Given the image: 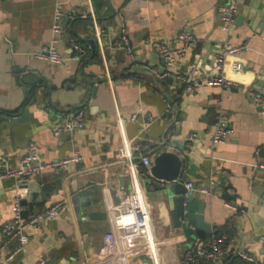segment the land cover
Returning a JSON list of instances; mask_svg holds the SVG:
<instances>
[{
  "label": "crops",
  "instance_id": "obj_1",
  "mask_svg": "<svg viewBox=\"0 0 264 264\" xmlns=\"http://www.w3.org/2000/svg\"><path fill=\"white\" fill-rule=\"evenodd\" d=\"M221 2L0 0V112L9 118L0 120V160L17 165L31 142L44 162L73 155L82 158L62 172L48 170L34 176L39 184L35 199L29 188H18L15 178H0V247L2 227L12 219L18 197L25 218L58 203L68 207L59 217L44 220L41 229L29 230V243L13 259L7 260L15 243L0 250L1 264H92L112 233L129 264H153L139 240L123 237L126 224L117 200L133 187L132 164L128 155L120 153L125 139L137 163L135 144L166 143L156 155L179 154L185 184H208L212 174L217 176L220 187L215 195L191 193L206 203L205 218L212 232L227 234L228 243L264 264V173L256 169V163L264 161V120L249 94L252 86L264 83V0H239L228 31L219 20ZM58 4L66 14L59 48L71 56L73 38L88 54L56 65L34 58L33 53L50 42ZM92 12L104 36L109 78L100 52L95 54L83 40L95 36ZM185 30L198 41L170 69L150 44ZM122 35L126 44L117 48L114 43ZM249 39L247 51L220 59L223 42L242 44ZM237 63L242 65L239 71L234 69ZM220 72L234 83L186 92L188 81L183 78L203 80ZM26 111V120L11 124ZM70 111L83 112L85 126L72 135L56 136L55 128ZM222 115L231 135L225 143L214 145V125ZM190 134L196 139L189 140ZM134 169L148 200L159 264H186L184 251L195 239L174 227L165 185L146 174L141 163ZM225 192L230 200L223 199ZM226 202L245 211L236 222H230L234 212ZM91 213L106 216L88 218ZM221 264L248 263L231 258Z\"/></svg>",
  "mask_w": 264,
  "mask_h": 264
},
{
  "label": "built area",
  "instance_id": "obj_2",
  "mask_svg": "<svg viewBox=\"0 0 264 264\" xmlns=\"http://www.w3.org/2000/svg\"><path fill=\"white\" fill-rule=\"evenodd\" d=\"M219 6V20L222 29L228 31L230 26L234 23L236 14L239 8V0H221ZM92 20L95 30V36L98 40V53L100 52L106 66L107 75L109 78V71L105 58V43L104 36L101 28L98 26L95 15L92 12ZM66 14L58 4L55 9L54 20L52 25V37L48 44L42 47L39 51L33 53V57L49 62L51 64H62L66 60H81L88 54V49L78 42L76 39H70V44L73 54L71 56L65 55L59 48L63 32H64V19ZM198 38L190 31H183L178 36L161 42H152L150 46L157 51L163 58L165 65L172 69L175 68L178 57L184 55L187 49L193 44L197 43ZM250 39L246 43L232 44L230 42H223L218 51L220 59H224L230 55H240L249 49ZM126 44V37L121 36L114 46L121 47ZM131 53V50H128ZM146 69L152 73H158V70L150 66ZM234 69L239 71L242 69L241 64H235ZM188 81L186 85V92L192 93L200 86H220L227 87L234 83L229 80L224 72L212 75L203 80L192 78H183ZM249 94L252 98L256 99L259 106V115L264 120V83L260 86H252L249 89ZM171 112V108L168 109ZM134 119V116H132ZM85 126L83 119V112L77 114L67 112L64 114L61 122L55 128L54 133L60 136L63 133L68 135L74 134L77 130ZM231 135V129L228 124L226 116H219L215 122L212 134V143L214 145L225 143ZM189 140L196 139L195 134L188 136ZM166 144L163 142L156 144H135V149L140 156V162L146 168V174L153 177L151 168L154 164L156 153L162 146ZM130 143L125 139L124 146L120 153L128 155L129 161L132 164V180L133 187L130 192L125 193L120 202H118L119 212H121V219L126 224V232L123 234L124 238H130L140 241V248L150 255L153 264H159L158 260V243L156 242L151 224V212L148 205V200L144 193L142 186H140L138 177L135 173L137 162L132 160V153L129 150ZM259 153V150L256 151ZM79 155L62 158L53 162H44L39 157L35 143L31 142L28 145L26 154L22 157L17 165H11L7 160H0V178L11 177L17 181L18 188L27 189L24 187L30 180L39 173L52 170L55 172H62L71 163H78L81 161ZM256 169L264 173V161L256 163ZM162 183L160 180H156ZM189 192H199L202 194L215 195L220 187V181L217 176L211 175L208 184H195L187 182L185 184ZM21 197L16 199L13 208V217L11 220L4 223L2 233L4 235V242L0 250H4L10 243H15L14 251L8 256L7 260L13 259L18 253L22 252L30 241L29 230H39L42 227L43 221L47 219H54L67 211L68 207L65 203H58L52 207H43L29 218L23 215L24 206L21 203ZM226 207L230 208L234 215L231 217L230 222H236L237 217L245 211L238 205L231 202L225 203ZM125 219V220H124ZM229 237L223 232H212L204 240H195L189 247L186 248L183 254V260L186 264H195L201 260H207L213 264H221L227 259L239 258L248 264H260L256 256L249 254L244 249L228 243ZM264 241V237H262ZM1 264V263H0ZM44 264V262H40ZM92 264H129L127 256L122 255L121 248L117 237L108 234L104 246L101 248L98 258Z\"/></svg>",
  "mask_w": 264,
  "mask_h": 264
},
{
  "label": "water",
  "instance_id": "obj_3",
  "mask_svg": "<svg viewBox=\"0 0 264 264\" xmlns=\"http://www.w3.org/2000/svg\"><path fill=\"white\" fill-rule=\"evenodd\" d=\"M83 40L90 44L95 54H98V40L96 36ZM25 70L23 69L22 71ZM96 89L97 87H94L93 91L96 92ZM28 114L29 112L26 111L23 116L11 119V124L16 125L19 122H23L27 119ZM0 120L8 121L9 118L0 112ZM188 150L191 151V147H188ZM183 166V158L179 154L172 151H163L155 157L151 174L155 180L162 181L161 185H165V190L170 195L168 199L172 208L171 214L174 227L181 230L186 238L204 240L212 232L211 225L205 218L206 203L197 200L186 189L185 183L181 178ZM24 187L30 189L34 199L38 197L39 184L36 180H30ZM225 190L227 191L228 189L225 187ZM35 191L37 192L36 194L34 193ZM223 199L230 200V194L225 192ZM117 202H120V200L118 199ZM23 203H26V201ZM105 216L106 213H91L88 218Z\"/></svg>",
  "mask_w": 264,
  "mask_h": 264
},
{
  "label": "trees",
  "instance_id": "obj_4",
  "mask_svg": "<svg viewBox=\"0 0 264 264\" xmlns=\"http://www.w3.org/2000/svg\"><path fill=\"white\" fill-rule=\"evenodd\" d=\"M33 85H35V84H33ZM29 100V97L27 98V100L26 101H28ZM7 113V112H6ZM8 114H11V113H8Z\"/></svg>",
  "mask_w": 264,
  "mask_h": 264
},
{
  "label": "rangeland",
  "instance_id": "obj_5",
  "mask_svg": "<svg viewBox=\"0 0 264 264\" xmlns=\"http://www.w3.org/2000/svg\"><path fill=\"white\" fill-rule=\"evenodd\" d=\"M125 220V219H124Z\"/></svg>",
  "mask_w": 264,
  "mask_h": 264
}]
</instances>
